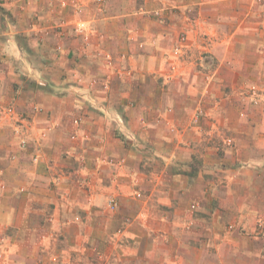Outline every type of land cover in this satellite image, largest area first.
I'll use <instances>...</instances> for the list:
<instances>
[{
	"label": "crops",
	"instance_id": "obj_1",
	"mask_svg": "<svg viewBox=\"0 0 264 264\" xmlns=\"http://www.w3.org/2000/svg\"><path fill=\"white\" fill-rule=\"evenodd\" d=\"M121 1L124 3L113 16H99L90 8L89 0H77L78 11L71 5L65 13L71 27L59 39L43 43L32 40V53H28L23 38L30 36L32 15L37 10L41 21L58 20L48 12L47 0H13L0 8V101L17 99L26 106L33 96L28 92L16 97L15 89L22 88L25 76L34 77L39 90L36 100L46 110V114L36 116V138L40 139L46 126L50 128L48 137L36 143L40 161L35 166L29 155L23 154L24 168L28 167L24 171L30 173L23 180L36 181V187H43L27 198L25 219L31 221L30 228H36V234L48 230L41 224L45 220L43 208L46 203H56L57 191L45 187L52 181L50 170L61 171L63 165L58 164L61 162L57 157L69 153L85 160L84 180L89 181V193L97 202L103 201L110 183L112 190L125 195L138 182L139 188L154 197L150 207L143 209L149 222L143 224L144 238L134 241L135 246L140 242L138 246L143 247L139 255L132 257L138 260L135 264L141 258L148 260L147 264H264V105L253 107L240 100L250 76H256L251 79L264 85V4L255 0ZM141 8L148 12L161 10L165 21L136 15ZM79 22H91L96 29L92 46L88 33L74 31ZM183 31L188 33L196 60L204 59L203 55L207 58L202 67L187 68L186 77L171 85L166 98L154 100V73L161 70L163 53L171 49ZM153 40L159 44L155 50ZM138 41L145 43L143 51H137ZM58 43L61 52L55 50ZM108 47L128 55L122 63L128 76L122 74L119 81L115 78L110 99L101 87L89 86L92 78L103 76L104 62L95 53ZM208 73L217 75L210 84L205 81ZM141 92L143 98L121 116L127 102L124 97ZM204 96L210 113L202 127L201 123L195 124L192 115ZM154 106L171 107L173 112L164 113L159 120L152 112ZM241 110L246 113L244 117H239ZM165 121L176 131H171ZM118 129L132 137V147L120 141ZM217 133H224L234 143L225 148L224 157L211 143ZM195 163L202 166L198 165L199 171L186 173ZM66 180L61 178L58 194L74 188V182L62 185ZM70 193L75 201H87L91 196L83 192L78 196L74 189ZM189 199L200 203L199 209L212 216L209 232L204 233L198 224L194 246L172 243L167 248L155 245L158 242L152 244L149 239L154 235L160 240H173L176 225H182L185 219L181 215L187 216ZM31 201L36 210L28 208ZM127 203L134 205L135 213L142 208L132 200ZM94 215L86 219L100 218L99 226L107 234L105 218L97 211ZM55 216L56 220H72L59 222L58 229L64 233L77 231V213L72 206L55 211ZM230 223L236 225L234 232L225 231ZM91 231L94 233L90 236L95 235L96 229ZM129 232L138 236L143 230L133 227ZM202 235L210 237L208 244L201 240ZM110 244L105 240L100 246L112 250L115 244ZM149 251L162 255L156 258ZM187 253H194L195 259H188Z\"/></svg>",
	"mask_w": 264,
	"mask_h": 264
},
{
	"label": "rangeland",
	"instance_id": "obj_2",
	"mask_svg": "<svg viewBox=\"0 0 264 264\" xmlns=\"http://www.w3.org/2000/svg\"><path fill=\"white\" fill-rule=\"evenodd\" d=\"M12 1L13 0H10L9 3ZM63 1L64 0H47L46 3L48 9L50 7V11H47L52 14V17L57 16V21H41V14L37 10L32 15L31 27H29L30 33H28L31 37L28 35L27 37H23L26 39L25 45L28 48V53H32L34 50L31 48L32 44L35 46L33 41L43 43V40L50 41L52 38L59 39L63 36V33L68 30V26L71 27L65 19V13L69 7L63 6ZM89 1L90 8L93 7L95 9L94 12L99 14V16H113L116 13L115 9L124 3V1L121 0H105L103 3L97 0ZM255 1L257 4H264V0ZM3 6L5 5L0 4L1 9H3ZM54 10H56V12ZM136 15L154 19L162 23L165 21L161 10L148 12L144 8H141L137 10ZM40 24H42V26ZM86 25L88 26V34L90 35L89 41L91 40L90 45L92 46L93 38L91 39V37L94 36L96 29L91 22H86ZM137 34H139V31H137ZM151 46L155 50L159 47V44L153 40ZM190 46L191 41H189L188 33L183 31L180 33L178 41L171 49L163 53L161 57L163 66L158 73H154L153 77L154 100L160 101L166 98V93L171 85L186 77L185 72L187 68L195 65L202 67V62L207 58L206 55L202 56L204 59L197 61L193 54V46ZM59 47H61V49H59ZM136 47L137 51H143L145 43L138 41ZM177 47L181 48V53L178 55L175 54V49ZM55 50L56 52H61L62 46H60L59 43L56 44ZM118 51L112 47H108L103 51H97L95 53L104 62L102 68L103 76L92 78L89 86L93 88L101 87L105 90L108 99H110V95H112V84L115 78L119 81V76H122V74L128 76V70L124 69L122 66V63L128 59V55H121ZM216 76V74L212 73L209 75L208 73L205 76V81L210 84L215 80ZM25 77L27 80L24 82L22 88H16L15 92L18 94L16 97H20V94L22 95L28 92L33 96L26 106H22L21 101L19 102L17 99L10 103L0 101V264H135L134 262L138 260H134L132 257H136V254L139 255L138 251L143 247H139L141 246L140 242L135 246L134 241H138L141 237L144 238V236H142L145 232L143 224L149 222V217L143 209L150 207L149 204L154 197L151 195L150 191L139 188L138 182L135 184V189L131 192H127L125 195L112 190V184L110 183L107 186V192L104 195L103 201L100 203L97 202L92 198L91 193H89L91 187L88 184L89 181L84 180L85 176L83 172L85 160L75 158L69 153H62L57 157V161L61 162L58 164L63 166L60 167L61 171L57 169L56 172L54 169L50 170L52 181L50 185L45 187L50 191H57V193H54L57 198L56 203L55 201L54 203H46V207L43 208L45 209V220L41 222V224L48 228V230L42 234H36V228H30L32 226L31 221L29 222V220L24 217V214L28 212L26 210L27 198H31L32 195L35 196L36 191L43 187H36V181H29V183H26V181L23 180L25 174L28 173L30 176L28 171H24L25 168L28 169V167L24 168L23 154H28L29 161L35 166L37 162L40 161V156L36 153V143H40L48 137L50 128L46 126L47 128L41 131V140L36 138V116L46 114V110L39 105L36 100V92L39 91L37 89L38 85L36 79L32 76ZM253 77L256 78V76H250V80L244 85L240 100L242 104L260 107L264 105V85L260 82L253 81L251 79ZM1 85L2 79L0 77V87ZM127 92L123 91L122 93ZM206 95L207 94H205V96ZM205 96L201 98L197 105L198 107L192 115L194 118L192 120H194L195 124L201 123V126L204 119L208 118V114L210 113L209 107L204 103ZM225 96L226 94L222 98H226ZM141 98H143L142 92L140 94L136 93V95H131L130 97L126 95L124 99L127 102L124 107H122L121 116L127 114L128 108L135 107L138 104V100ZM219 101L218 99V102ZM217 106L219 107L218 104ZM152 112L155 118L161 120L164 113H172L173 108L167 107L163 109L159 106H154ZM245 115L246 113L244 110H241L239 117H244ZM165 124L171 131H176V127L171 123L165 121ZM217 134L216 138L211 140V143L219 150L218 154L220 157H224L225 148L233 147L234 143L233 140L229 136H225L224 133ZM117 136L124 146L127 147L131 144L132 147V142H134L133 139H131L132 137L124 135L123 131L120 129H118ZM72 140H76L75 137H73ZM66 142L68 143L69 141ZM93 162L95 164V160ZM198 165L202 167L200 163L192 164L190 167L191 170L186 173L192 175L194 173L193 170L197 169ZM177 166L178 165H176V168H178ZM193 166L194 168L192 169ZM181 167H184V164L181 165ZM198 171L199 169L196 170V172ZM180 172L184 173L182 169ZM61 178L69 180V182L66 180L62 185L66 182H74L75 186L73 189L78 193V196L82 195L81 192H83V194L91 195L90 198L87 199V201H82L83 198H78V200L75 201L70 193L73 189L62 191L58 194L57 189L62 182ZM130 200L139 203L142 208L135 213L134 205L127 203ZM74 201L77 204H75ZM29 205L28 208L30 210H36V204L34 202H29ZM70 206H72L73 211L75 210V213H77V219L75 220L78 227L76 232L70 231V233H64L58 229V223L61 222L64 224L66 221L67 223H71L72 220H56L55 211L59 212L64 208L66 210L70 208ZM186 208L187 216L181 215V217L185 219L181 220L183 223L182 225H176L173 240L162 237V242H160V236L154 235V239L150 238L149 241L152 242V244L158 242L155 243V245L163 247L168 246L167 248L172 247V243H176L175 246L178 245V243L194 246L195 238H198V235H195L198 233V230L195 231L199 229L198 224H201L200 226L203 228L201 230L204 231V233H208L209 228L211 229L213 227L211 226L212 216H210L207 211H201V209H199L201 208V204L195 202L193 199L187 200ZM94 211H97L100 217L105 218L104 221L106 224L104 230L107 231V234H104V231L99 226L101 222L100 218H97L98 220L93 217L88 220L86 219L89 215L97 216L94 215ZM169 213L173 215L171 214L172 212ZM33 222L34 227H36V220H33ZM84 226H88L87 229H85ZM133 227L143 230L142 233H139V237L130 234L129 229ZM94 228L96 229L95 235L90 236V234L94 233L91 231L94 230ZM225 228L227 232H234L237 229L236 225L232 223L227 224ZM98 230L100 234L97 233ZM85 231L89 234L93 243L89 241V237L86 235L87 233H85ZM202 239L208 244L210 237L208 235H202L201 240ZM105 240H107L109 244L113 242L115 247L112 250H108L104 246L101 247L100 245L104 243ZM155 253L156 251L152 253L149 251L150 256L159 258L160 254L156 255ZM176 254H178V252H176L175 255ZM186 256L188 259H195L194 253L193 256L192 253H187ZM148 262V260L146 261L144 258H141L138 264H147Z\"/></svg>",
	"mask_w": 264,
	"mask_h": 264
},
{
	"label": "built area",
	"instance_id": "obj_3",
	"mask_svg": "<svg viewBox=\"0 0 264 264\" xmlns=\"http://www.w3.org/2000/svg\"><path fill=\"white\" fill-rule=\"evenodd\" d=\"M10 0H0V4L2 5H6L9 3ZM98 2L100 3H103L105 0H97ZM77 0H64L63 1V6H67V7H70L71 5L78 11V8H77ZM74 31L75 32H78V33H88V26L86 25L85 22H79L76 24V26L74 27ZM184 39V38H183ZM59 49H61V47H59ZM179 53H181V48L180 47H177L175 49V54L178 55Z\"/></svg>",
	"mask_w": 264,
	"mask_h": 264
}]
</instances>
